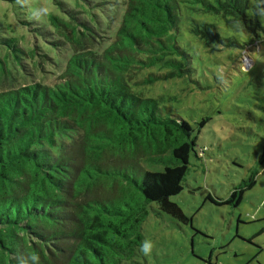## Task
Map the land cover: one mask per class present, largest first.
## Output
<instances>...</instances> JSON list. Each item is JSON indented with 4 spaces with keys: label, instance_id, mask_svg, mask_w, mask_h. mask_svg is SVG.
<instances>
[{
    "label": "trees",
    "instance_id": "trees-1",
    "mask_svg": "<svg viewBox=\"0 0 264 264\" xmlns=\"http://www.w3.org/2000/svg\"><path fill=\"white\" fill-rule=\"evenodd\" d=\"M53 2L65 14H50L49 23L73 50L58 80L0 90V264H141L152 202L191 221L171 197L184 189L198 144L194 126L163 95L139 88L190 77L201 50L241 45L223 36L217 18L258 32L253 0H127L103 50L96 14L81 19ZM7 35L0 45L23 65L29 51ZM10 78L0 58V82ZM257 175L224 201L207 198L238 205Z\"/></svg>",
    "mask_w": 264,
    "mask_h": 264
},
{
    "label": "rangeland",
    "instance_id": "rangeland-1",
    "mask_svg": "<svg viewBox=\"0 0 264 264\" xmlns=\"http://www.w3.org/2000/svg\"><path fill=\"white\" fill-rule=\"evenodd\" d=\"M61 1L81 19L96 14L103 50L114 40L127 0ZM258 5L253 0L250 9L259 20L256 33L216 19L223 36L241 45L219 47L215 52L201 50L190 77L139 88L148 96L163 95L165 104L194 126L198 144L184 189L171 197L191 221H180L152 202L135 258L141 264H264V164H260L264 149V7ZM50 14L65 13L53 0L15 4L0 0V34L16 37L30 53L18 65L0 45V58L12 71V79L0 82V90L58 80L73 50L58 41L48 20ZM206 118L209 121L201 126ZM201 149L204 153L199 157ZM255 170L256 183L245 190L238 205L217 204L207 198L211 194L226 200Z\"/></svg>",
    "mask_w": 264,
    "mask_h": 264
}]
</instances>
